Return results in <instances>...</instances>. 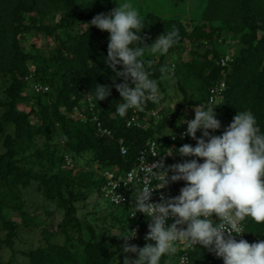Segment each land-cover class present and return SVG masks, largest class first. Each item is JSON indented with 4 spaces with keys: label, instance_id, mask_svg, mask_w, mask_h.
I'll list each match as a JSON object with an SVG mask.
<instances>
[{
    "label": "trees",
    "instance_id": "obj_1",
    "mask_svg": "<svg viewBox=\"0 0 264 264\" xmlns=\"http://www.w3.org/2000/svg\"><path fill=\"white\" fill-rule=\"evenodd\" d=\"M82 2L0 0V80L4 87L0 97V232L4 234L0 249H13L22 226L27 229L36 224L43 229L42 244L24 251L22 264H123L125 255L135 258V254L123 253L124 241L113 234L137 228L134 244L143 247L148 242L144 239L148 220L145 214L131 217L133 204L120 205L123 211L119 212L112 203L101 208L95 202L91 205L97 206L96 211L85 213L90 205L86 201L95 191L103 195L100 170H128L149 139H158L162 131L164 142L169 141L186 129L183 118H194V109L187 112L185 107L166 103L167 77L176 78L184 104L193 108L207 105L211 88L225 81L223 96L213 103L218 105L216 113H222L230 124L238 112L251 111L264 131V0H209L202 24L191 30L178 18L162 19L151 12L141 15L145 28L139 35L145 44L173 28L178 30V40L168 54L194 44L189 61L177 58L172 64L167 60L172 55L165 54L151 63L143 56L162 97L159 104L148 102L146 112H140L144 117L160 109V124L151 119L148 128L127 126L132 109L125 117L116 112L122 98L113 85L114 73L104 62L109 33L91 25L86 31V22L97 14L81 11ZM35 33L56 35L60 44L53 50L35 43L26 46L24 41ZM227 33H232L240 48L224 66L219 62L223 57L219 45L226 42ZM150 47H144V54ZM96 84L111 86L110 96L97 101L91 94ZM76 109L85 118L75 117ZM95 114L112 136H100L91 119ZM201 135L198 130L197 137ZM121 138L128 147L125 155ZM48 146L53 149L46 157ZM47 158L49 170H38L44 163L41 159ZM32 197L38 199L32 201ZM43 213L57 229L49 227ZM243 224L248 236L264 240V223L247 218ZM58 236L65 240H54ZM177 247L169 264H179L185 254L190 264H216L207 248ZM0 264H4L1 254Z\"/></svg>",
    "mask_w": 264,
    "mask_h": 264
},
{
    "label": "clouds",
    "instance_id": "obj_2",
    "mask_svg": "<svg viewBox=\"0 0 264 264\" xmlns=\"http://www.w3.org/2000/svg\"><path fill=\"white\" fill-rule=\"evenodd\" d=\"M114 2L117 6L108 13H99L86 22V31L91 25L109 33L104 62L112 69L113 85L122 98L116 112L125 117L130 109L143 111L148 102L159 104L162 98L159 83L151 78L143 59L144 47L150 45L152 53L165 55L177 43L178 30L173 28L159 35L154 43L145 44L139 35L145 25L131 0ZM164 71L162 68L161 72ZM117 79L122 82L116 83ZM91 94L97 101L104 100L110 96L111 86L96 84ZM217 106L212 102L203 106L196 104L194 118H183L182 123L187 127L181 138L190 136L195 146L185 143L166 151L168 155L192 159L171 165H165L163 160L147 163L141 159L135 175L129 173L111 185L116 203L121 201L116 191L118 182L133 185L135 195L131 204L134 209L130 215L141 212L148 220V232L144 237L148 242L143 247L129 243L137 235L134 230L126 228L127 234H113L124 241L123 253L135 254V258L125 255L123 264H169V258L178 252V245L186 249H197L200 245L222 258L223 264H264V240L249 243L246 239L235 238L247 232L243 226L247 218L257 224L264 223V131L258 126L255 115L244 110L233 117L220 135L212 134L221 128L215 111ZM91 119L96 125L93 117ZM198 130L202 133L200 137H197ZM157 137L162 136L159 133ZM157 154L154 152L152 156ZM128 170L109 169L119 173ZM137 179H142V187L135 183ZM153 180L158 186L153 185ZM181 180L185 185L178 195L161 194L159 202L152 201L155 189ZM170 218L175 219L169 224ZM213 259L221 264L214 256ZM179 264H186V258L180 257Z\"/></svg>",
    "mask_w": 264,
    "mask_h": 264
},
{
    "label": "rangeland",
    "instance_id": "obj_3",
    "mask_svg": "<svg viewBox=\"0 0 264 264\" xmlns=\"http://www.w3.org/2000/svg\"><path fill=\"white\" fill-rule=\"evenodd\" d=\"M120 2H123V0H120ZM131 3L139 12L140 16L144 15L146 12H151L157 14L162 19L178 18L185 24L188 30H191L194 25L202 24L203 22L202 15L208 6L209 0H131ZM116 6L117 5L114 2V0H112V2L109 4L103 2L102 0H93L92 3L91 0H83L80 10L93 11L94 14H99V13H108L112 8ZM62 30L63 29L59 31L62 32ZM59 31H56L55 33H59ZM62 37H65L64 34H61V38ZM225 38H226V42L224 44L219 45L220 50L223 53L222 56H228L229 58H232L233 55H235L236 53L238 54L240 46H238V42L233 37L232 33H227ZM30 43H35L37 46L45 50H49V49L53 50L59 46L60 40L57 38L56 35L46 36L43 33H35L30 35L24 41V44L26 46H29ZM193 50H194V44H191V47L188 46L181 52L179 51V53L177 54L175 52H171V54L169 53L172 56L171 58L167 57V60L172 64L177 60V58L181 59V61H189L191 59V52ZM160 56L161 55L159 53H152L151 51H148L144 54V58L150 61L151 63L157 62ZM167 78H166L167 82L165 84L168 85V90H167L168 100L166 103L169 106L172 107L174 106L176 108L185 107V110L188 109L187 112L192 111V109L194 108L184 104L183 94L179 91V89L175 87L176 78H173L172 76L171 78H173V80H170L169 79L170 77ZM3 89L4 87H2L0 80V97H2L3 95ZM25 107L28 108L27 110L31 109L28 106V103ZM77 111H75V117L81 119L82 117L77 113ZM216 116L217 119L221 121V128H225L229 124L228 122L225 121L226 119L224 118L222 113H216ZM34 121L38 124H41V120L39 119H34ZM221 133L222 130H218L212 134L220 135ZM161 134H164V132L161 131ZM52 149L53 146H48V148L44 150L46 157L50 154ZM89 155L92 156V154ZM33 160L37 161V158H33ZM41 160H43L44 163L42 167H40L38 170L48 171L51 166V161L49 160V158L41 159ZM97 194L98 193H96L95 191L94 194H92L91 199L86 201L90 205H88V207L86 208L85 213H89V212L93 213V211H96L97 206L96 205L92 206L91 203L97 204L95 202H98L101 208L107 207L108 204H111L109 198L105 197L104 195L99 196ZM37 199L38 198L32 197V201H36ZM117 208L119 209L118 210L119 212L123 211L122 206H118ZM42 218L50 222L49 224L50 228L57 229L56 223L50 221L51 218L48 215L43 213ZM17 219L20 221V218ZM19 233L20 235L14 241L13 249L8 246H4L0 249V254L2 255V261L4 262V264L24 263L23 252L33 248L36 249L38 248V246L42 244L41 241L43 240L42 238L43 229L41 225L37 226L36 224H34L33 228H27V229L26 227L22 226ZM2 237L4 238V234L0 232V238ZM54 240L58 242H63L65 238L58 236L55 237Z\"/></svg>",
    "mask_w": 264,
    "mask_h": 264
},
{
    "label": "built area",
    "instance_id": "obj_4",
    "mask_svg": "<svg viewBox=\"0 0 264 264\" xmlns=\"http://www.w3.org/2000/svg\"><path fill=\"white\" fill-rule=\"evenodd\" d=\"M229 60H230V58L228 56H223L220 58L219 62L225 66V65H228ZM225 89H226L225 81H221L219 84L212 87L211 91H210L212 93V96L210 97L209 102L216 103L217 100L223 96ZM132 111L134 114L131 117H129V119L127 120V123H126L127 126H129V127L148 128L149 126L152 125V123L150 122L151 119L156 120V122L153 121L155 124H157V125L160 124V121H159L160 109L149 111L144 115V117L143 116L141 117V114H140L141 111H136L135 109H132ZM143 111L146 112V109L144 108ZM79 115L81 117H84L83 113H81V112L79 113ZM93 121L96 123V125L98 127V132L102 136H105V137L106 136H112L111 131L109 129L103 127L102 122L99 120V116L94 115ZM184 131H185V129L182 132H178L176 134H173L175 136V138H173V136H172L171 140L166 141V142H164L163 137H159L158 139H151V140L147 141V143L139 150V153L137 154V158H136L135 162H133L131 168L128 171H125L122 173H119L118 171H109V169L100 171L101 175L104 179L103 184H102V188H101L103 195L105 197L109 198L110 202L112 204H114L115 206L131 204L132 203V197H134V195H135V192H133L135 190L133 185H131V184L125 185L123 181L118 182L119 187L116 189V191L121 195L120 203L115 202V200H114L115 193L113 192L111 185L113 183H115L116 180H118V179L126 178V176L129 173H132L133 175H135L139 171V167L141 166V159H144L147 163H152L153 161L159 162V161L163 160L165 165H171L173 163H179V162H182L184 159H192V157H181L178 154L168 155L166 152V151H171L172 149H170V148H174V147L179 148L180 146H182L185 143L195 146L194 140L190 136H184L183 138H181V134L184 133ZM160 135L162 136L163 134H161V132H160ZM120 144L122 145L121 146V153L123 155L127 154L128 153V147H126L124 145V139H122L120 141ZM154 152H158V154L156 156H152V154ZM200 162H202V159L200 160ZM135 183L137 184L138 187L143 186L142 179H137L135 181ZM152 183L154 186H158L156 184L155 180H153ZM184 185H185V182L182 180L177 181V182H169V184L166 185L164 188L155 189L151 199L153 202H159L161 194H164L166 197L176 196L179 194L180 189ZM142 214L143 213H141V212H137L135 216L137 218H139V216H141ZM131 217H133V216L131 215ZM174 219L175 218H170L168 223L173 222ZM213 219L214 220L217 219L215 217V214L213 215ZM243 226H244V224H243ZM245 230H246V228H245ZM134 231L137 233L138 232L137 228H135ZM235 238L237 240H239L241 238L246 239L249 243L257 242V240L255 238H251L250 236H248L247 232H244L242 234H238L235 236ZM136 239H137V235L135 237L131 238L129 240V243H135ZM197 247H198V245H197ZM212 254H214V253H212ZM186 255L187 254H185L183 256L186 258V264H190L189 259L187 258ZM214 258L219 260L221 262V264H223L222 258L215 256V254H214Z\"/></svg>",
    "mask_w": 264,
    "mask_h": 264
}]
</instances>
